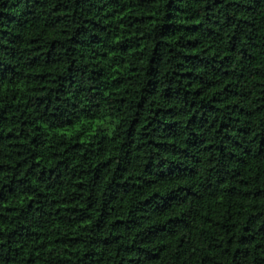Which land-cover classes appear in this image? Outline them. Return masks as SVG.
Returning <instances> with one entry per match:
<instances>
[{
    "label": "trees",
    "instance_id": "trees-1",
    "mask_svg": "<svg viewBox=\"0 0 264 264\" xmlns=\"http://www.w3.org/2000/svg\"><path fill=\"white\" fill-rule=\"evenodd\" d=\"M0 264H264V0H0Z\"/></svg>",
    "mask_w": 264,
    "mask_h": 264
}]
</instances>
